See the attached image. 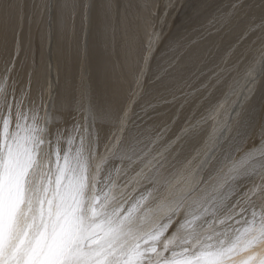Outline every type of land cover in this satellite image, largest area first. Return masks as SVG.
<instances>
[{
  "label": "snow or ice",
  "instance_id": "snow-or-ice-1",
  "mask_svg": "<svg viewBox=\"0 0 264 264\" xmlns=\"http://www.w3.org/2000/svg\"><path fill=\"white\" fill-rule=\"evenodd\" d=\"M177 2L0 0V130L20 129L25 118L32 124L31 128L25 125L19 144L13 139L12 149L7 145L0 149V186L9 178L15 149L24 140L29 145L39 143L38 134L43 132L49 143L67 145L74 137L82 144L87 141L98 153L103 148L102 163L107 165L112 189L120 188L123 196L124 189L135 185L127 215L134 219L139 214L141 225H150L136 237L129 253L118 257L101 246L91 264H264V180L240 186L250 163L261 162L264 167V103L257 111L255 90L249 86L257 77L264 78V0H228L169 42L165 29ZM203 2L211 9L222 0ZM26 17L31 18L42 45L50 48L55 39V79L49 78L48 62L32 55L31 40L26 44L23 38ZM257 21L259 28H255ZM253 29L262 33L258 60L243 47ZM214 37L227 41L224 48ZM165 47L159 63L158 54ZM92 48L103 61L107 79L103 90L89 76ZM217 49L223 52V64L243 69L242 86L224 92L225 73L217 71L220 65L208 70ZM72 56L79 58V72L74 79L65 77L63 92L58 93L61 67ZM147 74L154 78L160 101L175 105L174 111L160 113L150 102L142 106ZM69 115L74 117L71 121ZM192 143H204V159L195 168L185 167L182 159ZM229 144L234 146L235 158L227 154L226 163H220L222 157L216 153ZM170 188L187 191L167 196ZM195 194L200 211L219 214L217 222L224 233L235 235L213 243L212 238L201 241L199 233H193L188 239L197 240L195 245L173 250L177 227L185 222L177 209ZM154 217L162 218L155 222ZM240 217L246 226L230 229L229 224H241ZM25 226V217L18 213L13 235ZM164 237L161 251L159 241ZM141 240L151 246L141 245ZM0 264L30 261L13 242L0 255Z\"/></svg>",
  "mask_w": 264,
  "mask_h": 264
},
{
  "label": "bare ground",
  "instance_id": "bare-ground-1",
  "mask_svg": "<svg viewBox=\"0 0 264 264\" xmlns=\"http://www.w3.org/2000/svg\"><path fill=\"white\" fill-rule=\"evenodd\" d=\"M227 2L228 0H222L210 9L203 0H178L175 10L169 15L168 28L165 29L169 42L186 34L192 21H204L205 16H210L216 7L223 8ZM255 28H259L258 21ZM252 31L254 34H249L243 47L258 60L261 47L259 38L262 33L255 29ZM22 35L26 44L31 40V53L35 59L47 61L52 67L49 78L55 79L57 76L55 39L50 48L42 45L38 41L30 17L25 19ZM91 39L90 36V42ZM213 39L220 45V49L224 48L227 43L218 37ZM166 51L165 47L158 54L159 63L163 62L162 57ZM215 51V61L209 63L208 70H211L215 64L220 65L217 71L225 73L222 77L225 82L221 85L223 91L227 92L233 85L242 86L245 82L243 69L237 71L233 70L230 65L223 64L221 62L223 52L219 49ZM28 54L26 47L24 55ZM249 59L251 60V57ZM79 66V58L72 56L61 67V79L57 83L58 93L63 92L65 77L74 79L77 76ZM88 71L93 85L98 90L106 88L107 79L103 61L94 48L90 51ZM249 86L255 90L253 104L259 111L260 105L264 103V78L257 77L255 84ZM142 94L141 104L144 107H147L150 102L158 108L160 113L175 110V105H166L160 101V93L156 91L154 78L150 74L144 78ZM167 99L170 100L171 97ZM73 118L71 115L67 117L69 121ZM20 123V129L13 128L9 133L0 130V149L5 148L6 145L8 149H12V140L24 137L25 125L28 128L32 127L26 118ZM38 135L42 138L39 143L29 145L27 140H24L23 145L15 149L16 156L10 165L9 178L3 186H0V255L13 242L17 250L28 256L30 264H91L95 255L101 250V246L111 249V252L118 257L133 250L137 244L136 237L147 232L150 227L149 224L141 225L139 214L134 219L127 215L129 204L136 195V192L132 191L135 185L126 188L123 196H121L120 189H112L107 178V165L102 163L103 148L98 153L94 148L89 147L87 141L82 144L74 137L67 145L63 142L57 145L49 143L48 137L43 132ZM109 142L104 141L105 144ZM17 143H20L19 139ZM200 144L192 143L186 147L185 156L182 158L187 157L184 159L185 167L195 165L188 164V161L198 151L195 147ZM233 147L229 144L221 149L217 156L222 157L220 163H226L227 154L235 158ZM203 148L204 143L200 146V152ZM260 163L252 162L247 166L245 178L240 182L242 188L251 187L264 180V167H260ZM253 170H256L255 175H250L249 173ZM117 189L118 192H116ZM139 190L137 188V191ZM186 191V188L180 191L170 188L167 196H180ZM197 196L198 194H195L185 199L183 205L177 209L178 214L183 212L184 216L190 218L191 224L177 227L176 235L179 237V242L171 246L173 250L179 249L181 245L184 247L195 245L197 240L188 239L193 233H199L201 241L204 237H210L213 243L224 238L230 240L235 235L233 231L224 233V226L217 222L219 214L214 217L211 212L200 211L196 206ZM18 213L25 217L26 226L22 233H16L14 236L13 224ZM161 218L154 217L153 219L158 222ZM239 219L241 220L240 225L233 223L228 227L235 229L246 226L243 224L245 218L240 217ZM138 225L140 229L134 230L133 227ZM217 233H224V235L218 236ZM166 238L159 241L161 251ZM139 243L151 246L147 240H141Z\"/></svg>",
  "mask_w": 264,
  "mask_h": 264
},
{
  "label": "rangeland",
  "instance_id": "rangeland-1",
  "mask_svg": "<svg viewBox=\"0 0 264 264\" xmlns=\"http://www.w3.org/2000/svg\"><path fill=\"white\" fill-rule=\"evenodd\" d=\"M209 132H211V127H209ZM204 143H207V138H206V140H205V142ZM202 145V143L200 144V145H197L196 147H195V149H197L196 151L197 152H195L194 153V155L192 156V158L188 161V164H195L193 167L195 168V166H197L198 164H199V162L201 161V160H203L204 159V156L202 155V151L200 152V146ZM204 149V148H203ZM220 151L221 150H218L217 151V153H216V156H218L219 154H220ZM219 152V153H218ZM235 157V156H234ZM187 158V157H186ZM186 158H184V159H186ZM203 158V159H202ZM201 174H203V173H201ZM118 189H120V188H118ZM118 189H117V191L116 192H118ZM120 192H121V189L119 190ZM124 191H125V189H124ZM180 191V190H179ZM94 215V214H93ZM93 215H91L92 217H93ZM191 223H190V218L189 217H186L185 216V222H184V224H182L181 226H184V225H190ZM139 226V225H138ZM138 226H135V227H133V229L134 230H137V228H139L140 229V226L138 227ZM178 228H179V226H178ZM127 229V228H126ZM128 229H131V228H128ZM132 229V230H133ZM133 230V231H134ZM181 240V239H180ZM178 242H179V237L177 236V240H176V242H175V245H176V243L178 244ZM160 244V243H159ZM171 246H174V244L173 245H171ZM73 264H75V263H73ZM78 264H80V263H78Z\"/></svg>",
  "mask_w": 264,
  "mask_h": 264
}]
</instances>
